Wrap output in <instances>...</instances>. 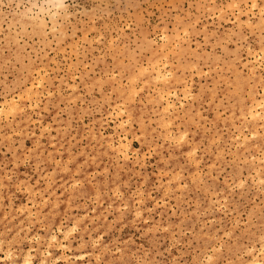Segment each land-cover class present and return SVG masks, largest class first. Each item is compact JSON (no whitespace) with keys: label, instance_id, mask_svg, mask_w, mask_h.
<instances>
[{"label":"rangeland","instance_id":"obj_1","mask_svg":"<svg viewBox=\"0 0 264 264\" xmlns=\"http://www.w3.org/2000/svg\"><path fill=\"white\" fill-rule=\"evenodd\" d=\"M47 1L0 0V264H264V0Z\"/></svg>","mask_w":264,"mask_h":264},{"label":"bare ground","instance_id":"obj_2","mask_svg":"<svg viewBox=\"0 0 264 264\" xmlns=\"http://www.w3.org/2000/svg\"><path fill=\"white\" fill-rule=\"evenodd\" d=\"M49 1H51V0H49ZM49 1H47V2H49ZM47 2H46V4H47ZM59 2H60V1H59ZM51 3H52V2H51ZM53 3H54V2H53ZM41 4H42V3H41ZM42 5H43V4H42ZM36 6H37V5H36ZM58 6H59V5H58ZM61 6L63 7L62 2H61V4H60V7H61ZM30 7H31V6H30ZM38 7H39V6H38ZM39 8H40V7H39ZM48 8H49V7H48ZM40 9H41V8H40ZM49 9H50V8H49ZM28 10H30V9H28ZM42 10H43V9H42ZM47 10H48V9H46V13H47ZM41 12H42V11H41ZM41 14H42V13H41ZM35 16H36V15H35ZM53 16H55V15H53ZM53 18H54V17H53ZM42 20H44V19L42 18ZM40 23H41V22H40ZM42 23H43V22H42ZM26 28H27V27H26ZM157 65H158V64H157ZM155 66H156V65H155ZM143 68H145V67H143ZM140 69H141V68H140ZM154 70H155V71L153 72L154 79H155V80H158V81L163 80L164 78H162V77H165L166 74H162V71L160 70V67H159L158 69L155 68ZM146 71H147V70H146ZM170 71H171V70H170ZM171 72H172V71H171ZM171 74H172V73H171ZM173 75H174V74H173ZM132 78H133V77H132ZM32 84H33V83H32ZM171 90H172V89H171ZM168 91H169V90H168ZM164 93H166V92H164ZM24 94H25V93H24ZM169 94H170V93H167L166 96H168ZM173 94H174V93H173ZM184 96H185V95H184ZM163 98H164V97H163ZM252 98H253V97H252ZM258 102H259V101H258ZM13 104H14V103H13ZM13 104H12L11 106H13ZM168 104H169V106H171L172 103H171V104L168 103ZM168 104H167V105H168ZM257 104H258V103H257ZM257 104H256V105H257ZM261 104H263V103H261ZM261 104H258L257 106H259V105L261 106ZM167 105H166L165 109H168V108H167ZM254 107L256 108L255 105H253V108H254ZM10 108H11V107H10ZM13 108H14V107H13ZM13 108H12V109H13ZM251 108H252V106H251ZM251 108H250V110H252ZM256 109H257V108H256ZM256 109H255V110H256ZM20 110H21V109H20ZM259 111H260V110H259ZM251 112H252V111H251ZM252 113H253V114H252ZM252 113L249 112V115H250V116L255 115V111L252 112ZM257 113H258V111L256 110V114H257ZM8 114H9V113H8ZM263 117H264V116H263ZM245 138H246V137H245ZM245 138H244V139H245ZM110 142H112V141H110ZM112 148H113V147H112ZM126 148H127V147H126ZM122 152H123V151H122ZM123 154H124V153H123ZM73 228H74V227H73ZM69 229H70V228H68V230H69ZM66 231H67V230H66ZM52 237H53V236H52ZM55 237H56V236H55ZM50 240H51V239H50ZM60 245H62V244H60ZM262 245H263V244H262ZM0 246H1V245H0ZM263 251H264V250H263ZM7 252H8V251H7ZM8 254H10V253H8ZM12 254H14V253H12ZM24 254H25V253H24ZM42 254H43V252H42ZM4 255L6 256L7 254H4ZM25 255L27 256V258H26V259H23L24 261H23L22 263H23V264H29V263H31L32 261L30 262V258H29V255H30V254L27 253V254H25ZM25 255H24V256H25ZM8 256H10V255H8ZM11 257H12V256H11ZM67 257H68V256H67ZM255 257H256V256H255ZM255 257H254V258H255ZM0 258H1V257H0ZM2 258H3V257H2ZM6 258H7V257H6ZM9 258H10V257H9ZM64 259H66V257H64ZM43 261H44V260H43ZM51 262H52V261H51ZM252 262H253V261H252ZM254 262H255V261H254ZM257 262H258V261H257ZM257 262H256V263H257ZM256 263H255V264H256ZM12 264H15V263H12ZM43 264H44V263H43ZM46 264H47V263H46ZM50 264H56V263H55V262H54V263L52 262V263H50Z\"/></svg>","mask_w":264,"mask_h":264}]
</instances>
